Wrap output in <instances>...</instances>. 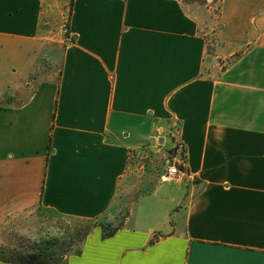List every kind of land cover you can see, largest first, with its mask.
<instances>
[{"label": "crops", "instance_id": "crops-1", "mask_svg": "<svg viewBox=\"0 0 264 264\" xmlns=\"http://www.w3.org/2000/svg\"><path fill=\"white\" fill-rule=\"evenodd\" d=\"M45 4L0 0V233L39 207L105 217L159 137L186 174L59 264H264V0L208 27L182 0H71L65 38Z\"/></svg>", "mask_w": 264, "mask_h": 264}, {"label": "rangeland", "instance_id": "rangeland-1", "mask_svg": "<svg viewBox=\"0 0 264 264\" xmlns=\"http://www.w3.org/2000/svg\"><path fill=\"white\" fill-rule=\"evenodd\" d=\"M189 4L199 14L208 27L213 18L217 17L221 0H182ZM49 8L48 20L52 24L54 37L65 38L69 27L71 0L65 6L59 0H46ZM154 143H145L130 154L129 187L120 188V206L114 208L105 217L97 220L74 219L59 214L53 210L39 207L18 221H9L0 233V257L14 260L28 255H37V263L51 264L55 260L77 251L85 234L94 224H101L105 233L114 231L121 226L134 200L149 194L161 180L164 157L168 154L153 137ZM173 148V147H172ZM170 148L169 151H173ZM127 183V182H126ZM128 185V184H127Z\"/></svg>", "mask_w": 264, "mask_h": 264}, {"label": "built area", "instance_id": "built-area-1", "mask_svg": "<svg viewBox=\"0 0 264 264\" xmlns=\"http://www.w3.org/2000/svg\"><path fill=\"white\" fill-rule=\"evenodd\" d=\"M172 149L173 151H171L164 157L163 172L161 174L162 180H168L170 178L175 177H182L186 174L185 151L183 146L177 141H173ZM177 153L179 155H177Z\"/></svg>", "mask_w": 264, "mask_h": 264}, {"label": "trees", "instance_id": "trees-1", "mask_svg": "<svg viewBox=\"0 0 264 264\" xmlns=\"http://www.w3.org/2000/svg\"><path fill=\"white\" fill-rule=\"evenodd\" d=\"M38 256L37 255H28L26 258L24 257H20L19 259H14V260H8L10 262L16 263V264H33V263H37L38 260ZM63 259V257H62ZM60 262L58 260H55L53 263L51 264H59Z\"/></svg>", "mask_w": 264, "mask_h": 264}, {"label": "water", "instance_id": "water-1", "mask_svg": "<svg viewBox=\"0 0 264 264\" xmlns=\"http://www.w3.org/2000/svg\"><path fill=\"white\" fill-rule=\"evenodd\" d=\"M154 142H155L154 139H151V140H150V143H151V144H153ZM159 142H160V143L162 142V138L159 139Z\"/></svg>", "mask_w": 264, "mask_h": 264}]
</instances>
